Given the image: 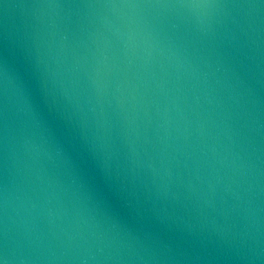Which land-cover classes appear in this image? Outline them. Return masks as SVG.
<instances>
[{
	"label": "water",
	"instance_id": "1",
	"mask_svg": "<svg viewBox=\"0 0 264 264\" xmlns=\"http://www.w3.org/2000/svg\"><path fill=\"white\" fill-rule=\"evenodd\" d=\"M0 264H264V0H0Z\"/></svg>",
	"mask_w": 264,
	"mask_h": 264
}]
</instances>
